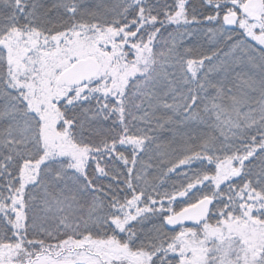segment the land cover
I'll return each mask as SVG.
<instances>
[{
  "label": "snow or ice",
  "instance_id": "obj_1",
  "mask_svg": "<svg viewBox=\"0 0 264 264\" xmlns=\"http://www.w3.org/2000/svg\"><path fill=\"white\" fill-rule=\"evenodd\" d=\"M0 264H264V0H0Z\"/></svg>",
  "mask_w": 264,
  "mask_h": 264
}]
</instances>
